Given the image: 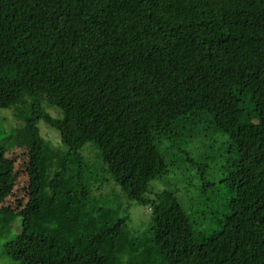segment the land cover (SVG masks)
I'll return each instance as SVG.
<instances>
[{"label": "trees", "instance_id": "trees-1", "mask_svg": "<svg viewBox=\"0 0 264 264\" xmlns=\"http://www.w3.org/2000/svg\"><path fill=\"white\" fill-rule=\"evenodd\" d=\"M7 112L0 249L17 264H121L128 213L87 184V144L150 211L165 264H264V0H0ZM40 122L63 147L45 151Z\"/></svg>", "mask_w": 264, "mask_h": 264}, {"label": "rangeland", "instance_id": "rangeland-1", "mask_svg": "<svg viewBox=\"0 0 264 264\" xmlns=\"http://www.w3.org/2000/svg\"><path fill=\"white\" fill-rule=\"evenodd\" d=\"M5 110L8 109H3L1 111L5 112ZM6 114H2V118L0 120V132L3 135H6V133H11V139L19 138L20 129H18V126L20 125L16 124L14 119L10 117L11 112H7ZM39 127L41 128V135L44 138L45 151L47 153L52 152L59 146L63 147L56 129L44 122H40ZM98 152V148H96L92 144H87L83 148V156L85 157V161L87 162L86 175L87 177L91 175V178L90 180H88L89 182L87 184L91 188L95 187L98 190L107 193L109 197L115 201V204L113 205V207H111L117 209L120 215L128 213V218L126 219L125 224L121 230L122 235L125 236L124 238L128 240L125 242L123 249H125L126 247L128 252H126L127 250H124L122 251L123 253H120V263L125 264V262H129L130 259L134 261L143 255L147 257L151 255L153 258L151 264H165L158 252L152 253L151 250L149 251L150 241L148 242L147 240L149 232L147 231L146 224L149 220L150 211L145 206L131 205L129 208H127L126 205H128L129 200L121 191L120 187L114 183L111 174L102 164ZM213 171L215 172L214 174L216 178L222 175L221 169H219L218 167L215 170L213 169ZM154 187L155 189L159 190L161 188V185L156 183ZM183 200H185L184 197ZM126 209L127 212H125ZM18 222L19 219H17L16 223L18 224ZM0 264L17 263L7 255L2 254V251L0 249Z\"/></svg>", "mask_w": 264, "mask_h": 264}]
</instances>
